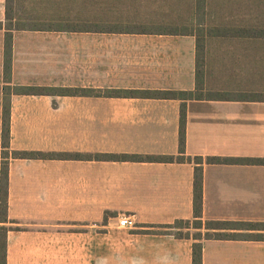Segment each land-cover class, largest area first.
Instances as JSON below:
<instances>
[{
	"label": "crops",
	"instance_id": "0c3cea01",
	"mask_svg": "<svg viewBox=\"0 0 264 264\" xmlns=\"http://www.w3.org/2000/svg\"><path fill=\"white\" fill-rule=\"evenodd\" d=\"M29 1L50 2L48 8L57 12L46 16L24 10L7 28L6 0H0V166L6 86L100 93L11 91V151L177 155L181 100L116 92L194 90L196 34L127 31L125 25L146 24L157 17L121 16L123 0H94L101 5L100 15L94 17L71 11L74 3L90 0ZM162 1L164 8L175 2ZM221 1L209 0L206 5L225 10ZM218 16L217 21H226L224 11ZM194 20L189 17L188 25ZM210 20L207 25L217 23ZM22 25L51 27L32 30ZM7 36L12 47L9 82L3 75ZM202 39L204 70L213 51L211 42L233 41L244 44L234 52L249 58L251 75L261 73L256 76L260 79L250 76L233 85L212 86L213 75L209 87L204 80L205 89L243 90L230 98L186 101V156L264 159V96H250L264 95V84H251L264 83V37ZM214 50L215 58L223 57L221 50ZM193 172L194 163L188 161L10 157L8 222L0 223L7 227V264H191L192 238L149 231L192 219ZM121 216L131 217L134 226L120 227ZM202 218L261 224L227 231L237 237L203 238L202 264H264V165L204 162ZM205 232L201 229L202 235ZM256 234L263 237L253 238Z\"/></svg>",
	"mask_w": 264,
	"mask_h": 264
},
{
	"label": "trees",
	"instance_id": "16d2710c",
	"mask_svg": "<svg viewBox=\"0 0 264 264\" xmlns=\"http://www.w3.org/2000/svg\"><path fill=\"white\" fill-rule=\"evenodd\" d=\"M125 1V0H123ZM122 1V2H123ZM140 0H136L137 6ZM175 0V2L167 6L165 12L160 11L154 22L137 23L125 25L127 31L153 32L170 35H189L196 34V57H195V89L192 91H173V90H141V91H117L116 93L125 96H139L147 98H163L181 100L179 110V133H178V154L177 155H161V156H138L127 154H94L80 155L76 153H44L40 151H11L10 150V92L17 94H50V95H99L98 91L93 89H70L60 88L52 89L45 87H14L6 86L3 89L2 101V124H1V166H0V223L8 222V184H9V158L22 159H87L102 161H149V162H193V217L191 220H177L173 224L159 226L161 230L149 231L158 234H171L177 238H192L191 264H202V239L203 238H226L237 237L238 235L227 233L228 230L236 229L235 227L245 226L251 229L252 226H260L261 224L238 223L230 221H204L202 218L203 211V163L213 164H253L264 165L262 158H233V157H207L203 160L200 156L190 157L185 154V138H186V101L187 100H203V99H224L230 98L229 93H212L204 88L203 72L205 65L203 39L205 35L219 36L224 38H258L264 37V22L249 23L241 22L239 24L226 23L222 19L217 21L218 17H222V8H213L212 5L207 6L209 0ZM132 4L133 0L129 1ZM14 1L6 0L5 2V27L9 28V22L14 17ZM50 2H45L46 7ZM89 3L97 4V1L90 0ZM160 14V15H159ZM140 14H133L136 18ZM94 17V16H93ZM194 20V25H188V18ZM208 18L214 21L213 25H207ZM256 23V24H253ZM2 23H0V28ZM14 29L20 26L11 25ZM29 29L50 28L46 25H22ZM100 27V26H99ZM99 29V28H98ZM201 37V39H200ZM11 41L7 36L4 41V65L3 75L5 82H9L11 74ZM111 93V91H106ZM251 97L264 96L250 95ZM247 97V95L245 96ZM175 224V225H174ZM177 227V228H175ZM185 229V230H184ZM190 229L195 230L192 234ZM201 229L206 230L204 235ZM7 227L0 226V264H7ZM260 234L253 235L255 239H261Z\"/></svg>",
	"mask_w": 264,
	"mask_h": 264
},
{
	"label": "rangeland",
	"instance_id": "374dc122",
	"mask_svg": "<svg viewBox=\"0 0 264 264\" xmlns=\"http://www.w3.org/2000/svg\"><path fill=\"white\" fill-rule=\"evenodd\" d=\"M14 1V15H21L24 10H31L38 15L46 14V16H51L53 13H56L57 11H54L51 7L48 8L51 3L46 7L45 3H30L29 0H26V3L20 2L22 0H13ZM130 0H125L119 5L120 15L125 17H132L133 14H146L151 13V17L156 18L158 16V13L160 11L165 12L167 10L164 8L163 1L162 0H149L151 3L148 4L146 2L140 3L139 6L137 4H132L129 2ZM98 2V1H97ZM221 6L225 9V19L226 21L230 22L231 24H239L241 22H257L258 24H261L264 22V0H222ZM242 3V4H241ZM101 10V5L99 2L97 4H92L86 2L85 4H77L74 3L71 6V11L74 13V15H85V16H99ZM72 15V14H71ZM160 15V14H159ZM225 21V22H226ZM256 24V23H253ZM211 50L210 55L211 57L206 58V68L203 72V82L207 81V86L210 85V76H212L211 84L212 86H215V84L220 85H226V84H234L237 82H243L245 78H251L254 80L260 79L261 72L256 71L254 76L251 75V73H254V68L250 67L249 64V58L243 57V53H236L234 52V49H241L244 48V44L242 43H235L233 41L225 42V43H219L217 41L211 42ZM214 49L221 50L222 53L220 54L223 57H217L215 58V51ZM232 55V56H230ZM239 56V57H238ZM254 60V58H252ZM235 61V63H234ZM212 65V66H210ZM253 66V65H252ZM254 67V66H253ZM208 71V75H205V72ZM229 75V76H228ZM232 76V78L230 77ZM251 76V77H250ZM248 84V83H247ZM252 85H259L264 84L260 82L251 83ZM208 92L212 93H230V95H238L239 92H241L243 89H228L227 88H221V89H215V88H207ZM235 91V93H233ZM233 93V94H232ZM238 93V94H237ZM252 95H256L252 93ZM260 95V94H257ZM175 225V224H174ZM177 228V227H175ZM185 230V229H184Z\"/></svg>",
	"mask_w": 264,
	"mask_h": 264
},
{
	"label": "built area",
	"instance_id": "2783aa9c",
	"mask_svg": "<svg viewBox=\"0 0 264 264\" xmlns=\"http://www.w3.org/2000/svg\"><path fill=\"white\" fill-rule=\"evenodd\" d=\"M118 224H119L120 227L127 228V227L134 226V221H133V219L131 217L121 216L119 218Z\"/></svg>",
	"mask_w": 264,
	"mask_h": 264
}]
</instances>
